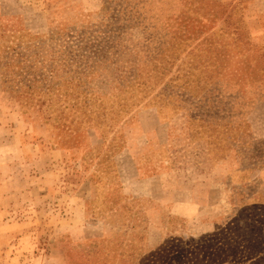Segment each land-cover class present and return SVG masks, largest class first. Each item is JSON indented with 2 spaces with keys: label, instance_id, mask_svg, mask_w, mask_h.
Here are the masks:
<instances>
[{
  "label": "rangeland",
  "instance_id": "1",
  "mask_svg": "<svg viewBox=\"0 0 264 264\" xmlns=\"http://www.w3.org/2000/svg\"><path fill=\"white\" fill-rule=\"evenodd\" d=\"M0 264H264V0H0Z\"/></svg>",
  "mask_w": 264,
  "mask_h": 264
},
{
  "label": "trees",
  "instance_id": "2",
  "mask_svg": "<svg viewBox=\"0 0 264 264\" xmlns=\"http://www.w3.org/2000/svg\"><path fill=\"white\" fill-rule=\"evenodd\" d=\"M86 43H82L81 45H79L80 48L84 47L83 45H85ZM74 52V50L70 49L69 51H65L64 52V57L60 59L59 63L61 65L67 66L66 64H68V60L70 59L69 57L72 55V53ZM60 64L58 65L60 67Z\"/></svg>",
  "mask_w": 264,
  "mask_h": 264
}]
</instances>
